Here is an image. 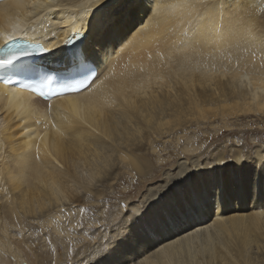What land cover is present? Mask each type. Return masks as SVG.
<instances>
[{"label":"snow or ice","instance_id":"snow-or-ice-1","mask_svg":"<svg viewBox=\"0 0 264 264\" xmlns=\"http://www.w3.org/2000/svg\"><path fill=\"white\" fill-rule=\"evenodd\" d=\"M50 2L11 0L7 8L33 11H18L8 16L6 22H0V71L5 74L0 77V83L18 88L4 93L8 104L3 111L12 112L13 102L24 100L21 96L24 91L46 102L39 117L38 109L31 106L34 102L31 98L15 108L13 120L21 136L17 138L15 130L11 135L14 140L25 136L31 140L16 154L8 151L5 140L0 158L29 182L46 177L54 190L78 184V191L73 190L70 195L58 193L61 198L55 200L69 223L78 210L81 220L73 229L89 237L78 249L67 246L66 260L70 264H101L137 232L136 250L124 254L116 264H148L147 257H141L149 249H154L149 255L160 258L162 264H173L170 254L180 255L186 244L189 257L194 251L196 255L207 256L210 251L215 252L217 241L209 235L207 242L196 248V238L214 231V225L222 221L227 205L238 194L249 198L255 194L261 204L255 223L258 228H264V134L253 133L251 142L245 135H238L227 146L219 137L210 138L194 154L178 152L169 158H163L161 149L155 146L151 152L147 151V142L139 138L131 148L121 144L123 151L117 158L115 136L100 128L105 120L109 127L119 121L117 129L125 121H141L138 94L144 91L145 80L150 87L153 78L162 85L166 70L170 73L177 65L190 63L204 48H213L229 62L232 49L244 50L256 44L264 50V22L258 27L254 13L244 12L237 0H140L139 3L125 0L119 5L121 9H135L139 19L107 13L109 0H84L71 10L75 13L71 20L55 26L49 21L44 28L43 43L27 39L29 23L22 17L37 15L40 19L36 10L45 9H48L46 14L55 16L56 10L49 8ZM259 19L264 21V17ZM55 28L67 29L63 38H59ZM32 31L36 29L33 27ZM129 34L131 38L126 40ZM221 44H226V48L222 50ZM125 54L128 63L124 67L131 70L121 72L117 78L115 69ZM53 63L57 65L55 80L47 74ZM203 67L207 70V64ZM29 73L33 78L26 82ZM12 76L25 79L14 85ZM57 99L62 103L55 106L54 113ZM10 128V121H0V136L9 135ZM69 140L88 141L90 148L95 146L93 159H100L91 173L81 175L75 157L66 167L64 158L68 155ZM228 149L232 150L231 155H227ZM229 165L237 171H225ZM119 169L130 173L126 180L112 179ZM178 187L181 191L170 195ZM99 191L104 192L101 206L105 200H114L117 213L111 220L87 225L93 233H99L92 240L83 221L89 210L77 208L73 201ZM51 206L49 203L45 208ZM43 212L44 208H36L20 217L13 211L14 222L7 228L23 240L19 247L25 256L24 264H65L58 256L63 241L50 249L53 244L50 228H41L35 236L27 231L26 225H35ZM217 216L220 219H214ZM63 235L59 233L58 238ZM256 251L264 253V247ZM3 255L8 264L16 259L15 251L11 255L5 251Z\"/></svg>","mask_w":264,"mask_h":264},{"label":"bare ground","instance_id":"bare-ground-1","mask_svg":"<svg viewBox=\"0 0 264 264\" xmlns=\"http://www.w3.org/2000/svg\"><path fill=\"white\" fill-rule=\"evenodd\" d=\"M10 2L11 0L0 1V22H6L8 16H14L18 11H33L31 8L9 9L7 5ZM83 2L84 0H51L49 8L56 10L55 16L46 14L48 9H45L43 11L36 10L40 19L37 18V15L30 18L22 17L29 23L27 39L43 43L44 28L48 27L49 21L55 26L56 24L62 25L64 20H71L75 15L71 10ZM124 2L125 0H109L110 7L105 11L109 14L124 17L131 15L133 18L139 19L135 9H121L119 7ZM139 2L140 0H137V3ZM237 3L244 12L254 13L258 27L264 22L259 19L264 17L260 9L264 0H237ZM32 21H35V23L32 24ZM33 27L36 29L35 32L32 31ZM54 30L58 32L59 38H63L67 31L63 28H55ZM130 38L131 34L126 40ZM219 47L223 50L226 48V44H221ZM227 54L225 53V56ZM231 57L229 62L213 48H204L203 52L194 56L190 63L183 66L177 65L172 68L170 73L166 70L164 73L166 78L162 85L157 84L153 78L150 87L147 80H145L144 91L138 94L140 96L138 107L143 113L141 121L137 123L125 121L120 124V129L116 128V123H120L119 121L113 123L110 127L107 120L100 123L102 131L115 136L116 157L119 158L120 152L123 151L120 147L121 144L131 148L139 138H143L147 142L146 150L149 152L155 146L161 149V152L168 147H173L175 152L194 154L200 149L206 138L198 137L195 133L186 132L188 128L194 126L197 129L198 126L206 124L211 125L215 131L221 130L220 133H223L226 131L225 128L230 126L228 121L231 118L237 119L239 115L246 113L264 114V50L259 45L252 44L244 50L232 49ZM132 62L139 66L138 61L133 60ZM127 63L128 56L125 54L115 69L117 78H119L121 72L131 70L124 67ZM197 63L200 65L199 70H197ZM205 64H207V70L203 67ZM237 64H239V68L236 67ZM213 65H215V71H213ZM50 68L57 70V65L53 63ZM225 68H227V71H225ZM108 87H111V83L108 84ZM13 91H18V89L0 84V121L11 122L9 135L0 136V153L4 151L5 140L8 142L7 148L11 154L19 153L31 140V137L27 136L23 139H13L11 132L14 130L17 138L21 136V132L17 130V123L13 120L16 114L15 108L21 107V104H26L31 98L34 101L31 106L38 109L36 115L39 117L43 115L46 107L45 101L32 97L30 92L24 91L21 93L24 100L14 101L13 111L10 113L4 112L3 109L8 104L7 96L4 93ZM61 103L60 99L54 101V113L56 112L55 106ZM25 120H28V117H25ZM29 124L31 127H35L31 121H29ZM130 138L131 144L129 143ZM167 143L171 145L166 147ZM67 150L68 155L64 158L66 167L73 163L72 158L75 157L81 175H83V172L91 173L100 159L99 157L96 160L93 159L96 148L95 146L90 148L88 141L77 140L73 142L69 140ZM220 151L224 155V150ZM231 152L230 149V155ZM12 163L14 164L15 161ZM225 171L233 172L237 170L232 169L229 165ZM129 175L128 171L119 169L114 173L112 179L126 180ZM109 185H111V181H109ZM73 190H79L78 184H73L71 187L68 185L59 186L57 190H54L46 177L33 178L29 182L21 174L13 171L12 167L5 164L3 159L0 158V264H8L7 258L3 255L5 251L9 255L15 251L16 259L12 261V264H24L25 256L19 247L23 240L14 231L7 228V225L14 222L11 212L15 211L18 216L23 217L25 213L35 211L36 208H44L43 214L37 220L38 224L42 228L46 230L50 228L52 233L54 232V235L51 233L53 244L50 249L51 247H57L56 240L59 242L62 240L64 246L58 248V256L65 264L69 263L63 258L66 255L69 242L65 237H69L68 235L74 234L76 231L73 230L70 233L64 224H59V219L63 215L56 207L55 200L61 198L58 193L70 195ZM180 191V187L175 188L170 195L177 194ZM102 195H104L103 191L93 192L91 196H86L85 199H76L73 203L77 207H85L89 199L92 202L100 201ZM105 202H108V200H105ZM49 203L52 206L45 208V205ZM254 203H256V207H253ZM260 210L261 204L257 202L255 194L252 198L238 194L227 205L222 221L214 225V231L211 233L205 232L203 238H196L195 246L199 248L200 244L206 243L208 236L211 235L213 240L217 241L215 252L210 251L207 256H204L202 254L196 255L194 251L192 256L189 257L188 245L186 244L183 253L180 255L170 254V259H172L173 264H264V253L256 251L258 247H264V228H258L255 223V214ZM102 213L103 216H98L96 221H93L94 223H98L100 220H111L117 212L109 214L105 210ZM75 218L77 220L81 219L78 210ZM214 219L220 218L217 216ZM21 223H24L23 219H21ZM26 226H29L27 227L28 230L32 229L30 224ZM61 232L64 235L58 238V234ZM88 233L94 234L91 235L92 240L97 236L90 230ZM82 234L85 235V233ZM25 236H27L26 232ZM69 239H74V237ZM138 239L139 233H134L132 237L121 243L112 256L102 260L101 264H116L124 254L134 252ZM82 241L77 237L74 244L77 245ZM221 244L223 247H221ZM179 247L180 245L177 243V248ZM153 251L154 249H149L141 259L147 257L148 264H162L160 258L149 255Z\"/></svg>","mask_w":264,"mask_h":264},{"label":"rangeland","instance_id":"rangeland-1","mask_svg":"<svg viewBox=\"0 0 264 264\" xmlns=\"http://www.w3.org/2000/svg\"><path fill=\"white\" fill-rule=\"evenodd\" d=\"M260 9H261L262 13L264 14V3ZM218 122H219V120H218ZM228 122L230 123V126L225 128L226 131H224L223 133H220L221 130L215 131L211 125H206V124H202L201 126H198L197 129L194 126H192V127L188 128L186 130V132H190V134L195 133L198 137L206 138L203 145L208 143L210 138L215 140L216 137H219L220 140L225 143V146H227V143L230 141V139L235 140L238 135H245L246 138L248 139V141L251 142L253 133L264 134V114H262V115H257L256 113L241 114L237 117V119L231 118ZM215 124H217V123H215ZM192 129H194V130H192ZM168 145H171V144L167 143L166 147H168ZM202 146L200 148H202ZM159 147L161 148V146H159ZM221 150H224V149L222 148ZM224 152H225V150H224ZM162 153L164 154L163 158H169V157H175V155L178 152H175V149L173 147H168L167 149L162 151ZM227 155H230V149H228ZM83 174H85V172H83ZM85 208H87L89 210L83 216L85 230L88 229L87 228L88 224H99L101 221H105V220H100L98 223L93 222V221H96L98 216H103L102 212H104L105 210H107L109 214H115L117 212V206H116V203L114 200L105 202L104 205L101 206L100 201L92 202L89 199V202L86 203ZM70 215L71 214L69 213V216ZM77 221H79V220L74 218V219H71V222L69 223L68 217L63 215L59 219V224H64L65 227H67L69 230V229H73V226L77 223ZM38 223L39 222H37L35 225L30 224L32 226V227H30V228H32L30 230H28V228H27L29 226H26L27 231L32 232L33 236H35V233L40 231L42 228V226ZM60 226H62V225H60ZM73 230H75L76 233L68 235L69 237L66 236L65 239L66 240L68 239L67 241H69L68 246L70 245L75 250V249H78L80 247V244H81V242L78 243L77 245L74 244V241L77 237L82 239L83 241L88 240L89 237L86 235H83L82 233H84V232L80 231L79 229H73ZM89 230L92 232V229H88V231ZM51 233H52V230H51ZM53 233H52V235H54ZM26 234H27V232H26ZM92 235H94V234H92ZM95 235H99V233H95ZM70 237H74V239H69ZM91 239H92V237H91ZM56 243L58 244L60 242L58 240H56ZM63 258H65V261L68 262L66 260V255Z\"/></svg>","mask_w":264,"mask_h":264}]
</instances>
